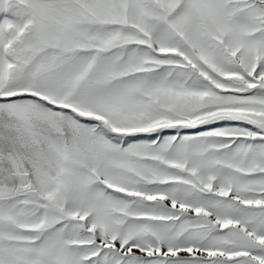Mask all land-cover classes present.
<instances>
[{
  "label": "snow or ice",
  "instance_id": "1",
  "mask_svg": "<svg viewBox=\"0 0 264 264\" xmlns=\"http://www.w3.org/2000/svg\"><path fill=\"white\" fill-rule=\"evenodd\" d=\"M0 264H264V0H0Z\"/></svg>",
  "mask_w": 264,
  "mask_h": 264
}]
</instances>
